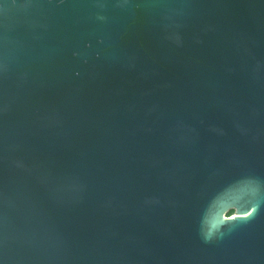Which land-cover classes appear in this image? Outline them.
Segmentation results:
<instances>
[{"label":"water","instance_id":"1","mask_svg":"<svg viewBox=\"0 0 264 264\" xmlns=\"http://www.w3.org/2000/svg\"><path fill=\"white\" fill-rule=\"evenodd\" d=\"M0 264H264V0H0Z\"/></svg>","mask_w":264,"mask_h":264},{"label":"trees","instance_id":"2","mask_svg":"<svg viewBox=\"0 0 264 264\" xmlns=\"http://www.w3.org/2000/svg\"><path fill=\"white\" fill-rule=\"evenodd\" d=\"M230 214H233V211H231Z\"/></svg>","mask_w":264,"mask_h":264}]
</instances>
